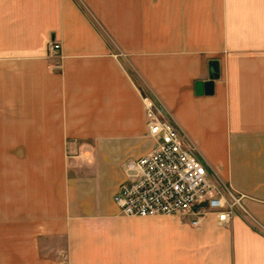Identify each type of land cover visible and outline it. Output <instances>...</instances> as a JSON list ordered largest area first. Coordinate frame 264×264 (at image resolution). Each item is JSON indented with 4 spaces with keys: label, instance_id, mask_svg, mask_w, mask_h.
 <instances>
[{
    "label": "crops",
    "instance_id": "crops-1",
    "mask_svg": "<svg viewBox=\"0 0 264 264\" xmlns=\"http://www.w3.org/2000/svg\"><path fill=\"white\" fill-rule=\"evenodd\" d=\"M211 59L220 62L214 93L198 95ZM147 85L250 212L162 235L182 229L177 243L206 242L209 261L197 264H264V0H0V128L30 137L14 142L95 144L90 181L101 191L76 206L119 214L123 160L154 146L139 94ZM88 181L79 179L84 191ZM8 206L0 200V239ZM51 207L33 200L27 212L38 237L52 232Z\"/></svg>",
    "mask_w": 264,
    "mask_h": 264
},
{
    "label": "rangeland",
    "instance_id": "rangeland-1",
    "mask_svg": "<svg viewBox=\"0 0 264 264\" xmlns=\"http://www.w3.org/2000/svg\"><path fill=\"white\" fill-rule=\"evenodd\" d=\"M48 49L49 54L58 53L49 46ZM133 80L139 83L136 78ZM140 90L146 125L145 99L149 98L156 104L155 113L162 119L173 120L183 139L199 155L198 147L177 124L173 113L162 108L150 87L147 85ZM16 138L30 137L16 136L9 127L0 128V140H4L0 141V200L9 205L7 238L0 239V247L6 245L7 248L6 264H197L209 261L210 248L206 242L201 243L196 234V238L188 236L184 243H177L176 233L182 229L161 233L167 225H179L193 235L196 230L190 225L187 213L131 217L101 211L89 203L76 206L79 199L93 203L101 191L90 181L99 178L97 161L93 158L95 144L10 141ZM127 161L123 160L124 170ZM209 173L216 183H226L210 169ZM80 177L88 178L87 191L80 188ZM38 199L51 200L55 214L50 221L52 232L39 237L33 233L32 216L27 213L33 200ZM16 210H23V215ZM0 261L4 264V255Z\"/></svg>",
    "mask_w": 264,
    "mask_h": 264
},
{
    "label": "built area",
    "instance_id": "built-area-1",
    "mask_svg": "<svg viewBox=\"0 0 264 264\" xmlns=\"http://www.w3.org/2000/svg\"><path fill=\"white\" fill-rule=\"evenodd\" d=\"M59 47L58 42L49 43L51 51ZM145 104L154 146L151 152L126 162V180L114 195L119 214L153 217L184 212L195 227H201L210 216L223 225L238 211L250 215L245 196L213 181L175 122L160 118L153 110V100L146 98Z\"/></svg>",
    "mask_w": 264,
    "mask_h": 264
},
{
    "label": "water",
    "instance_id": "water-1",
    "mask_svg": "<svg viewBox=\"0 0 264 264\" xmlns=\"http://www.w3.org/2000/svg\"><path fill=\"white\" fill-rule=\"evenodd\" d=\"M220 76V62L218 59L209 61V78L207 80H198L195 83V92L201 94H213L215 80Z\"/></svg>",
    "mask_w": 264,
    "mask_h": 264
}]
</instances>
